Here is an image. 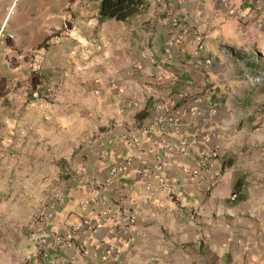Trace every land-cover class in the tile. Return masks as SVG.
Listing matches in <instances>:
<instances>
[{
    "label": "crops",
    "instance_id": "obj_1",
    "mask_svg": "<svg viewBox=\"0 0 264 264\" xmlns=\"http://www.w3.org/2000/svg\"><path fill=\"white\" fill-rule=\"evenodd\" d=\"M98 1L0 0V264H264V0Z\"/></svg>",
    "mask_w": 264,
    "mask_h": 264
},
{
    "label": "trees",
    "instance_id": "obj_2",
    "mask_svg": "<svg viewBox=\"0 0 264 264\" xmlns=\"http://www.w3.org/2000/svg\"><path fill=\"white\" fill-rule=\"evenodd\" d=\"M146 4L147 0H99L97 7L98 23L108 20L125 22L141 12ZM32 83L33 89H35L38 82L32 80ZM233 194L236 195L235 191Z\"/></svg>",
    "mask_w": 264,
    "mask_h": 264
},
{
    "label": "rangeland",
    "instance_id": "obj_3",
    "mask_svg": "<svg viewBox=\"0 0 264 264\" xmlns=\"http://www.w3.org/2000/svg\"><path fill=\"white\" fill-rule=\"evenodd\" d=\"M88 54V52H87ZM248 75H251V73H247ZM252 79L256 82H259V83H263L264 82V73H262L261 75L259 73H256L255 75H252ZM40 94V93H39ZM44 95H47V96H52L53 94V90L52 89H48V90H45V92H43ZM233 195V194H232ZM249 262L246 263V264H258L256 262H251V259L249 257V259H247ZM260 264V263H259Z\"/></svg>",
    "mask_w": 264,
    "mask_h": 264
},
{
    "label": "built area",
    "instance_id": "obj_4",
    "mask_svg": "<svg viewBox=\"0 0 264 264\" xmlns=\"http://www.w3.org/2000/svg\"><path fill=\"white\" fill-rule=\"evenodd\" d=\"M241 16H243V14H240ZM0 38H1V32H0ZM185 150V148L184 147H182V148H179V151H184ZM159 184H160V188H161V190L162 191H165L166 189H167V183H166V181L163 179V178H161L160 180H159ZM235 195H233V197H234ZM83 206H85V205H83ZM42 217L44 218V220H46V221H49V219L51 218V214H49V213H43L42 214Z\"/></svg>",
    "mask_w": 264,
    "mask_h": 264
}]
</instances>
